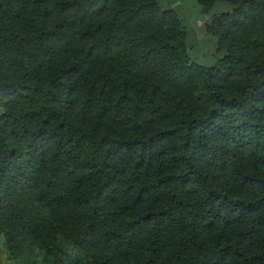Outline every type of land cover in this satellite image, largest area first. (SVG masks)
<instances>
[{
  "label": "trees",
  "instance_id": "obj_1",
  "mask_svg": "<svg viewBox=\"0 0 264 264\" xmlns=\"http://www.w3.org/2000/svg\"><path fill=\"white\" fill-rule=\"evenodd\" d=\"M0 0V239L14 264H264V0Z\"/></svg>",
  "mask_w": 264,
  "mask_h": 264
},
{
  "label": "rangeland",
  "instance_id": "obj_2",
  "mask_svg": "<svg viewBox=\"0 0 264 264\" xmlns=\"http://www.w3.org/2000/svg\"><path fill=\"white\" fill-rule=\"evenodd\" d=\"M164 7L180 8L188 30V44L190 45V54L193 60L206 66L216 63L218 56L215 53L214 41L207 35L205 24L215 12L227 8L226 5L218 4L209 14L202 12L197 0H160ZM0 264H14V261L8 256L4 247L3 240L0 239Z\"/></svg>",
  "mask_w": 264,
  "mask_h": 264
}]
</instances>
